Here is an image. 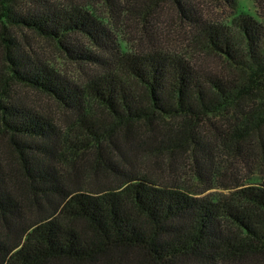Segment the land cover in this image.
Listing matches in <instances>:
<instances>
[{
	"label": "trees",
	"instance_id": "trees-1",
	"mask_svg": "<svg viewBox=\"0 0 264 264\" xmlns=\"http://www.w3.org/2000/svg\"><path fill=\"white\" fill-rule=\"evenodd\" d=\"M103 1L152 39L159 0ZM172 5L190 55L129 50L81 5L0 0V264H264V23ZM24 32L54 44L83 78L61 75ZM15 85L70 118L38 111ZM175 156L203 191L140 167ZM249 161L251 176L235 175ZM212 188L227 192L201 195Z\"/></svg>",
	"mask_w": 264,
	"mask_h": 264
},
{
	"label": "rangeland",
	"instance_id": "rangeland-1",
	"mask_svg": "<svg viewBox=\"0 0 264 264\" xmlns=\"http://www.w3.org/2000/svg\"><path fill=\"white\" fill-rule=\"evenodd\" d=\"M64 5L77 4L91 11L96 17L106 22V26L120 39L122 44L129 50H139L142 47H164L177 53L190 55V30L182 24L178 17L177 11L172 0H159V8L150 17L152 27V39L150 40L144 29L136 26L134 20L125 21L123 17L117 16L103 0H56ZM26 1H22L25 4ZM198 13L204 18L213 22H225L236 15L239 11L251 14L260 22L264 23V4L259 6L256 0H186ZM19 3V1L17 2ZM119 10V9H116ZM21 35V41H26L35 53L43 60L52 65L61 75L79 82L84 74L82 68L77 64L68 61L64 55L50 41L37 38L29 32ZM205 62L210 66H219V61L213 57H206ZM192 61H196L192 55ZM2 63L0 59V69ZM14 95L33 106L38 111L49 115L58 122L65 123L70 118L69 112L60 108L52 99L34 89L24 86L13 87ZM166 162L171 163V168L164 166ZM141 164V165H140ZM141 169L147 171L150 176L158 180L185 188L187 190L203 191L205 184L203 181L190 177V169L184 162L177 157L170 160L151 157L143 163H140ZM256 164L249 161L247 164L238 165L235 175L240 178L250 177ZM139 167V168H140ZM100 181L109 182L110 179L100 178ZM227 191L221 188H212L205 190L201 195L218 197Z\"/></svg>",
	"mask_w": 264,
	"mask_h": 264
}]
</instances>
